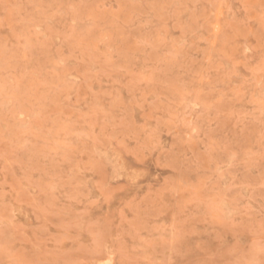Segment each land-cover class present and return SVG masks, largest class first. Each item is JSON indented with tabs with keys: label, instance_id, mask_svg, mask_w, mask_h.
<instances>
[{
	"label": "rangeland",
	"instance_id": "374dc122",
	"mask_svg": "<svg viewBox=\"0 0 264 264\" xmlns=\"http://www.w3.org/2000/svg\"><path fill=\"white\" fill-rule=\"evenodd\" d=\"M0 264H264V0H0Z\"/></svg>",
	"mask_w": 264,
	"mask_h": 264
},
{
	"label": "bare ground",
	"instance_id": "6f19581e",
	"mask_svg": "<svg viewBox=\"0 0 264 264\" xmlns=\"http://www.w3.org/2000/svg\"><path fill=\"white\" fill-rule=\"evenodd\" d=\"M194 132V131H193Z\"/></svg>",
	"mask_w": 264,
	"mask_h": 264
}]
</instances>
